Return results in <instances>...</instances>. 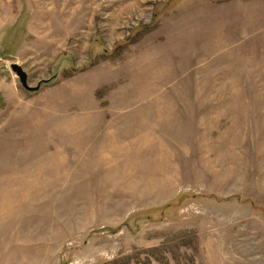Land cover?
Returning <instances> with one entry per match:
<instances>
[{
  "label": "rangeland",
  "instance_id": "1",
  "mask_svg": "<svg viewBox=\"0 0 264 264\" xmlns=\"http://www.w3.org/2000/svg\"><path fill=\"white\" fill-rule=\"evenodd\" d=\"M0 264H264V0H0Z\"/></svg>",
  "mask_w": 264,
  "mask_h": 264
},
{
  "label": "water",
  "instance_id": "2",
  "mask_svg": "<svg viewBox=\"0 0 264 264\" xmlns=\"http://www.w3.org/2000/svg\"><path fill=\"white\" fill-rule=\"evenodd\" d=\"M9 68H10L11 72L13 73V75L15 77H17L19 84L27 92H30V93L37 92L43 84H46V83L51 81V78L46 79V80H41L35 86H31L28 83V74L20 64H18L16 62H11L9 64Z\"/></svg>",
  "mask_w": 264,
  "mask_h": 264
}]
</instances>
